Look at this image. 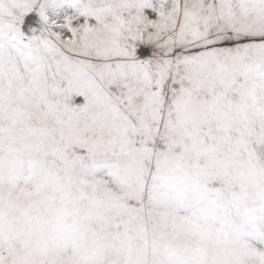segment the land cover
<instances>
[{
	"label": "snow or ice",
	"instance_id": "1",
	"mask_svg": "<svg viewBox=\"0 0 264 264\" xmlns=\"http://www.w3.org/2000/svg\"><path fill=\"white\" fill-rule=\"evenodd\" d=\"M0 264H264V0H0Z\"/></svg>",
	"mask_w": 264,
	"mask_h": 264
}]
</instances>
